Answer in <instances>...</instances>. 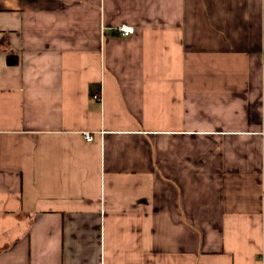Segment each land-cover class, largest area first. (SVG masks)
<instances>
[{
    "label": "crops",
    "instance_id": "crops-1",
    "mask_svg": "<svg viewBox=\"0 0 264 264\" xmlns=\"http://www.w3.org/2000/svg\"><path fill=\"white\" fill-rule=\"evenodd\" d=\"M0 264H264V0H0Z\"/></svg>",
    "mask_w": 264,
    "mask_h": 264
},
{
    "label": "built area",
    "instance_id": "built-area-1",
    "mask_svg": "<svg viewBox=\"0 0 264 264\" xmlns=\"http://www.w3.org/2000/svg\"><path fill=\"white\" fill-rule=\"evenodd\" d=\"M116 30L122 34L123 36H128L130 35L131 33H133L135 31V28L134 26H131V25H128V24H122V25H119ZM94 98L100 100L101 99V94L99 92L95 93L94 95ZM85 137L88 141H91L93 140V134L90 133V132H86L85 133Z\"/></svg>",
    "mask_w": 264,
    "mask_h": 264
},
{
    "label": "trees",
    "instance_id": "trees-1",
    "mask_svg": "<svg viewBox=\"0 0 264 264\" xmlns=\"http://www.w3.org/2000/svg\"><path fill=\"white\" fill-rule=\"evenodd\" d=\"M16 59H17V58H16L15 55L10 54V55L8 56V62H9L10 64H15L16 61H17Z\"/></svg>",
    "mask_w": 264,
    "mask_h": 264
}]
</instances>
